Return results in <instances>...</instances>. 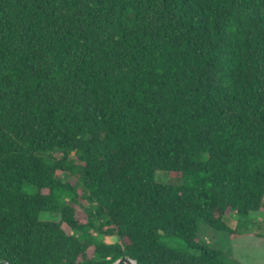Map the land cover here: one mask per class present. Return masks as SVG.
<instances>
[{
    "label": "trees",
    "instance_id": "obj_1",
    "mask_svg": "<svg viewBox=\"0 0 264 264\" xmlns=\"http://www.w3.org/2000/svg\"><path fill=\"white\" fill-rule=\"evenodd\" d=\"M262 209L264 0H0V264H238L199 228Z\"/></svg>",
    "mask_w": 264,
    "mask_h": 264
},
{
    "label": "rangeland",
    "instance_id": "obj_2",
    "mask_svg": "<svg viewBox=\"0 0 264 264\" xmlns=\"http://www.w3.org/2000/svg\"><path fill=\"white\" fill-rule=\"evenodd\" d=\"M182 175L178 173H170L157 171L154 175L156 182H175L182 181ZM81 209L76 210V217L80 216ZM40 217L43 219L53 218L45 213H41ZM237 225L236 230L240 231L233 238H229L226 234L216 235L213 234L208 228L200 227V238L206 244L216 245L222 249L230 260L238 264H264V238L260 237L264 235V209L260 211L258 215H252V218L248 217L242 219ZM237 218L234 214H229L225 217L226 224L234 228ZM240 227V228H239ZM105 242H110L112 239L108 236H104ZM163 242L174 248H182L181 242L176 238H165Z\"/></svg>",
    "mask_w": 264,
    "mask_h": 264
},
{
    "label": "water",
    "instance_id": "obj_3",
    "mask_svg": "<svg viewBox=\"0 0 264 264\" xmlns=\"http://www.w3.org/2000/svg\"><path fill=\"white\" fill-rule=\"evenodd\" d=\"M119 262H123L124 264H136L134 260L125 257L118 258L112 264H118Z\"/></svg>",
    "mask_w": 264,
    "mask_h": 264
}]
</instances>
